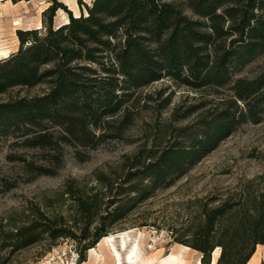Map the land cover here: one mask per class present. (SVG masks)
<instances>
[{
    "label": "trees",
    "instance_id": "trees-1",
    "mask_svg": "<svg viewBox=\"0 0 264 264\" xmlns=\"http://www.w3.org/2000/svg\"><path fill=\"white\" fill-rule=\"evenodd\" d=\"M59 7L64 6L54 0L44 10L43 37L39 29L18 30L19 50L0 60V93L18 85H49L43 93L0 102V137L20 138L25 147L42 151L38 158L45 163L23 159L32 177L54 174L65 145L94 149L121 138L134 124L143 97L139 91L156 81L169 77L195 91L227 90L195 121L157 127V138L169 136L166 144L155 138L151 147L143 146L125 179L97 175L111 189L118 183L106 214L99 212L98 192L79 195L69 229L66 222L45 225L52 238L88 240L87 249L107 237V219L119 220L134 204L173 184L241 125L262 121L264 69L254 78L236 75L264 55V0H94L86 16L70 11L68 22L54 28ZM206 103L190 106L183 116ZM174 117L181 118L177 112ZM189 203L185 225L171 234L200 251L201 264H212L217 248L216 264H248L264 245V173L227 197ZM39 228L38 217L16 227L9 234L15 248L38 241Z\"/></svg>",
    "mask_w": 264,
    "mask_h": 264
},
{
    "label": "rangeland",
    "instance_id": "rangeland-1",
    "mask_svg": "<svg viewBox=\"0 0 264 264\" xmlns=\"http://www.w3.org/2000/svg\"><path fill=\"white\" fill-rule=\"evenodd\" d=\"M57 1L64 7L56 11L54 28L68 22L70 11L74 17L86 16L94 0ZM53 3L54 0H1L0 49L8 50V56L19 50L18 30L39 29V36L43 37L48 31L43 12ZM3 58L6 57L0 60ZM263 69L264 55L236 77L254 78ZM48 86L47 82L18 85L0 93V102L14 96L43 93ZM139 92L143 97L134 124L121 138L108 140L94 149L65 145L62 162L54 174L32 177L26 173L23 159L45 163L38 158L42 151L25 147L20 138L0 137V264H201L202 253L192 247L186 250L183 243L174 240L171 229L185 225L191 210L189 201L212 195L227 197L264 173V117L259 123L241 125L173 184L155 190L149 198L134 204L124 217L115 221L107 219L110 226L107 237L112 236V242L107 244L102 237L85 249L83 246L88 240L80 243L70 236L52 238L45 231V225L54 221L59 225L66 222L69 229L75 217L72 215L75 197L79 195L98 192L99 212L106 214L108 201L117 191L118 183L111 189L100 183L97 175L117 177L118 182L125 179L135 154L143 146L151 147L157 138L156 129L170 122L185 125L195 121L199 111L215 105L227 90H222L221 94L212 89L195 91L165 77ZM145 95L151 97L145 98ZM165 99L170 102L161 107ZM202 102L207 103L193 114L183 116L190 106ZM175 112L183 117L174 121ZM164 137L157 138L161 146L169 136ZM79 153L83 159L79 158ZM67 189L72 192L63 194ZM34 217L39 219V240L15 248L16 240L9 234ZM82 225L80 222L76 229L78 235ZM96 226L95 220L90 227L92 233ZM124 232L129 235L125 236ZM137 246L138 254L132 259ZM212 255V264H216L220 249H215ZM248 264H264V245L257 246Z\"/></svg>",
    "mask_w": 264,
    "mask_h": 264
},
{
    "label": "bare ground",
    "instance_id": "bare-ground-1",
    "mask_svg": "<svg viewBox=\"0 0 264 264\" xmlns=\"http://www.w3.org/2000/svg\"><path fill=\"white\" fill-rule=\"evenodd\" d=\"M0 1H1V0H0ZM67 21H68V19H67ZM8 53H9L8 50L0 49V57H2V56L7 57V56H8ZM124 234H125V236H128V235H129L128 232H124ZM102 241L108 244L109 242H112V241H113V237H112V236L104 237ZM184 248H185L186 250H190L189 247L184 246ZM138 250H139V247L137 246L136 249L133 251V255H134V256H133V258L131 257L132 259H136V256H137V254H138ZM112 256H113V255H112ZM115 259H117V258H115ZM116 262H117V261H116ZM132 263H133V262H132Z\"/></svg>",
    "mask_w": 264,
    "mask_h": 264
},
{
    "label": "crops",
    "instance_id": "crops-1",
    "mask_svg": "<svg viewBox=\"0 0 264 264\" xmlns=\"http://www.w3.org/2000/svg\"><path fill=\"white\" fill-rule=\"evenodd\" d=\"M259 246H261V245H259Z\"/></svg>",
    "mask_w": 264,
    "mask_h": 264
},
{
    "label": "water",
    "instance_id": "water-1",
    "mask_svg": "<svg viewBox=\"0 0 264 264\" xmlns=\"http://www.w3.org/2000/svg\"><path fill=\"white\" fill-rule=\"evenodd\" d=\"M213 263V262H212Z\"/></svg>",
    "mask_w": 264,
    "mask_h": 264
}]
</instances>
